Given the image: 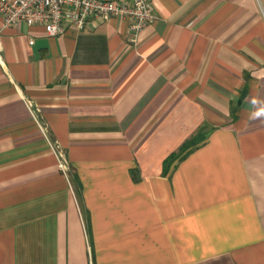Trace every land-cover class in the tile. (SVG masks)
Wrapping results in <instances>:
<instances>
[{
  "label": "crops",
  "instance_id": "1",
  "mask_svg": "<svg viewBox=\"0 0 264 264\" xmlns=\"http://www.w3.org/2000/svg\"><path fill=\"white\" fill-rule=\"evenodd\" d=\"M153 13L0 18V264H264V0Z\"/></svg>",
  "mask_w": 264,
  "mask_h": 264
},
{
  "label": "built area",
  "instance_id": "2",
  "mask_svg": "<svg viewBox=\"0 0 264 264\" xmlns=\"http://www.w3.org/2000/svg\"><path fill=\"white\" fill-rule=\"evenodd\" d=\"M4 28L39 26L51 37H63L68 28L82 31L91 19L120 18L131 22V40L153 23V0H0ZM58 150V164L68 169L65 155Z\"/></svg>",
  "mask_w": 264,
  "mask_h": 264
},
{
  "label": "trees",
  "instance_id": "3",
  "mask_svg": "<svg viewBox=\"0 0 264 264\" xmlns=\"http://www.w3.org/2000/svg\"><path fill=\"white\" fill-rule=\"evenodd\" d=\"M189 144V143H188ZM194 144L195 143H193V144H191V145H186V147L184 148V150L186 149L187 151L183 154V155H181L180 156V158H184L194 147Z\"/></svg>",
  "mask_w": 264,
  "mask_h": 264
}]
</instances>
